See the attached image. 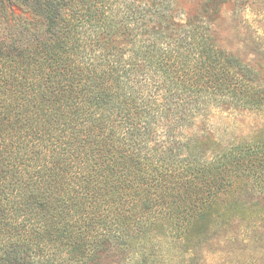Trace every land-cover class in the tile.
Returning a JSON list of instances; mask_svg holds the SVG:
<instances>
[{"label":"trees","instance_id":"1","mask_svg":"<svg viewBox=\"0 0 264 264\" xmlns=\"http://www.w3.org/2000/svg\"><path fill=\"white\" fill-rule=\"evenodd\" d=\"M0 264H264V0H0Z\"/></svg>","mask_w":264,"mask_h":264},{"label":"rangeland","instance_id":"2","mask_svg":"<svg viewBox=\"0 0 264 264\" xmlns=\"http://www.w3.org/2000/svg\"><path fill=\"white\" fill-rule=\"evenodd\" d=\"M247 16H250V12H247ZM223 123V122H222Z\"/></svg>","mask_w":264,"mask_h":264}]
</instances>
